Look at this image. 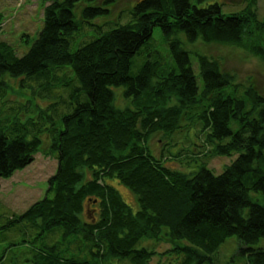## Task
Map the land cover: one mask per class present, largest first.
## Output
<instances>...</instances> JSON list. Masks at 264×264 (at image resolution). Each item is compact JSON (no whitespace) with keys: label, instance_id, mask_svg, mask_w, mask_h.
I'll list each match as a JSON object with an SVG mask.
<instances>
[{"label":"trees","instance_id":"1","mask_svg":"<svg viewBox=\"0 0 264 264\" xmlns=\"http://www.w3.org/2000/svg\"><path fill=\"white\" fill-rule=\"evenodd\" d=\"M115 2L53 0L21 56L0 39V180L38 153L57 163L43 198L0 226L36 230L0 246V264H149L156 251L137 246L141 240L167 244L176 264H204L232 236L236 256L264 264V248L255 247L264 238V95L187 49L238 45L264 61L257 0L242 14L209 0H135L115 15ZM9 90L21 94L11 100ZM196 126L207 157L236 155L221 173L205 162L189 173L169 168L148 147L155 134L166 145ZM110 179L135 195V211ZM58 232L94 259L48 245ZM20 244L6 260L8 246Z\"/></svg>","mask_w":264,"mask_h":264},{"label":"rangeland","instance_id":"2","mask_svg":"<svg viewBox=\"0 0 264 264\" xmlns=\"http://www.w3.org/2000/svg\"><path fill=\"white\" fill-rule=\"evenodd\" d=\"M134 1L116 0L111 6V10L116 15L120 9L128 7ZM213 1L220 4L221 12L224 14L235 12L242 14L248 8L247 0H209V3ZM52 2L53 0H0V12L3 16L0 26V39L11 45L17 56L23 55L28 50L43 25L44 7ZM254 10L256 18L261 21L264 18V0H257ZM81 32L84 38L90 35L87 25H82ZM153 36L159 40L157 28L153 31ZM158 43L162 45L160 41ZM260 44H264V41ZM187 47L189 50L204 53L214 59L220 65V69L232 77L233 82L242 86H252L264 95V61L260 57L238 45L197 42L189 44ZM192 62L195 66L194 59ZM13 81L9 82L16 91L19 88L18 80ZM15 81L17 82L15 83ZM21 90L25 91L24 97L30 96L28 88H21ZM15 91L9 90V96L6 95L7 98L16 100L21 92L18 95ZM59 91L63 93L62 89ZM117 95V105L123 106L122 98L119 94ZM48 99L49 97L45 99L36 98V102L41 104L43 100L48 101ZM2 108L7 112L6 102L2 105ZM162 139L161 134L153 135L148 141V147L156 156L160 152L163 156L164 165L184 173L196 170L200 163L205 162L208 169L214 174H219L224 166L230 164L236 157V155L207 157L205 154L207 151L206 146L203 143L204 136L199 133L198 126L187 128L182 134L171 137L167 140L166 145H162L166 141ZM56 167L57 163L53 157L38 153L23 170L15 171L11 177L0 180V226L4 225L9 217L24 212L30 205L43 198L48 189V180L55 173ZM108 183L119 192L123 201L133 211L138 208L135 195L127 187L119 184L115 179H110ZM35 233L36 230L32 231L22 224L16 223L14 226L2 230V233H0V246L4 247V245L13 242L19 243L22 238L33 237ZM46 243L57 245V251L60 253H79L80 256L85 255L89 259H94L93 255L89 254L85 244H79V247L76 248L68 245L63 240L60 241V232L48 236ZM39 245L37 239L35 246L38 247ZM137 246L156 251V255L153 256L149 264L177 263L174 254L165 253L170 248L165 243L154 245L152 241L141 240ZM237 247L238 243L234 236L226 238L213 255L212 262L204 264H248L244 257L235 255ZM255 247L264 248V238L259 239ZM16 249L22 250L24 248L22 244L8 246L4 255L5 259H10ZM25 256L28 258L30 254L27 253ZM22 257L24 258V255ZM114 263L131 264L128 260L114 261ZM25 264L30 263L26 262Z\"/></svg>","mask_w":264,"mask_h":264}]
</instances>
